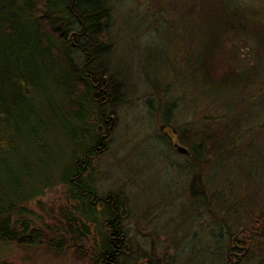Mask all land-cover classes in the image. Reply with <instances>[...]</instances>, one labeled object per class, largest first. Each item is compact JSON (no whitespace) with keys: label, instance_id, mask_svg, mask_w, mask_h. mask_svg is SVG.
<instances>
[{"label":"rangeland","instance_id":"1","mask_svg":"<svg viewBox=\"0 0 264 264\" xmlns=\"http://www.w3.org/2000/svg\"><path fill=\"white\" fill-rule=\"evenodd\" d=\"M108 1L110 64L123 80L122 98L107 106L104 120L111 123L83 177L99 198L120 195L131 253L141 261L228 264L232 237L257 213L264 218V0ZM219 22L231 48L210 60L222 73L239 68L238 76L206 84L200 51ZM94 122L90 117L91 130ZM54 123L40 126L43 148L20 131L13 168L19 184L44 179L21 205L27 221L61 247L3 245L0 257L8 264H92L95 258L98 232L91 224L86 237L71 234L78 224L66 215L75 214L76 203L59 180L72 152L91 144L87 126L61 130ZM244 236L240 264H264V231Z\"/></svg>","mask_w":264,"mask_h":264},{"label":"trees","instance_id":"2","mask_svg":"<svg viewBox=\"0 0 264 264\" xmlns=\"http://www.w3.org/2000/svg\"><path fill=\"white\" fill-rule=\"evenodd\" d=\"M111 19L108 0H0V250L10 243L38 245L45 241L59 247L55 239L51 243L41 229L27 221L29 210L21 205L41 191L44 179H34L29 186L19 184L18 172L13 168L18 159L20 131L30 133L43 148L40 126L47 129L51 119L59 129L84 124L91 143L72 152L71 167L59 176L60 182L69 185L70 198L76 203L71 211L74 215L66 212L68 220L78 224L73 231L70 229L71 234L82 239L89 235L91 224H98L99 241L93 244L92 264L129 263L128 235L114 234L115 247H111V235L101 222L104 212L80 191L81 187L84 192L93 189L92 180L83 176L101 151L97 145L104 143L102 128L111 123H106L103 116L107 106L122 98L123 80L110 64ZM220 25L212 26L207 45L200 51L198 67L206 84L235 82L238 76L239 68L222 73L210 60L231 48L225 45L226 28ZM228 41L233 47L234 42ZM244 44L238 43V48ZM35 104L44 110L36 109ZM90 117L95 121V130L89 128ZM208 141L202 145L208 146ZM56 172L51 171L46 181ZM106 214L113 219L112 213ZM0 264L8 263L0 257Z\"/></svg>","mask_w":264,"mask_h":264},{"label":"flooded vegetation","instance_id":"3","mask_svg":"<svg viewBox=\"0 0 264 264\" xmlns=\"http://www.w3.org/2000/svg\"><path fill=\"white\" fill-rule=\"evenodd\" d=\"M80 191L82 194H86L90 196L93 204L95 205V208L98 211L104 212L103 213L104 220H101V222H104L103 224L107 226L106 227L107 232H109L111 235V238H112L110 240L111 247L112 246L115 247V244H113V238H115L114 234H121L122 236L127 234L125 230V222L122 221L123 220L122 219L123 218L122 217L123 208L119 205V203H122V200H121L122 198H120L119 194H114V193L107 195L105 198L104 197L99 198L98 196H96L95 190L88 189L86 190V192H84L82 190V187L80 188ZM117 202H118V205L115 206ZM108 212L112 213L113 219L107 218L106 213ZM262 214H264V209L262 211ZM94 227L96 228V233L98 232V236H99L100 225L97 224ZM263 231H264V218L259 216V214L257 213L256 217L254 218L253 223H251L250 226L243 225L240 228L239 233L236 236L232 237L233 248L230 249L226 257L229 259L228 264H240V259L243 256L244 251H246V245L243 244L245 241L244 240L245 232L254 234V233H260ZM128 239H130L129 236H128ZM131 251L132 250L128 243V262H130V264H159L158 260L153 262L151 260L149 261L147 258L145 261L144 260L141 261V259H139L140 255L137 252H136V255L132 254Z\"/></svg>","mask_w":264,"mask_h":264},{"label":"water","instance_id":"4","mask_svg":"<svg viewBox=\"0 0 264 264\" xmlns=\"http://www.w3.org/2000/svg\"><path fill=\"white\" fill-rule=\"evenodd\" d=\"M175 145V148L178 152L180 153H187V149L179 144H174Z\"/></svg>","mask_w":264,"mask_h":264}]
</instances>
